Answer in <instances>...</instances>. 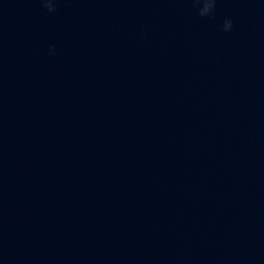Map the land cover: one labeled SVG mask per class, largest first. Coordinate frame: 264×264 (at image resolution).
Segmentation results:
<instances>
[{
  "label": "water",
  "instance_id": "95a60500",
  "mask_svg": "<svg viewBox=\"0 0 264 264\" xmlns=\"http://www.w3.org/2000/svg\"><path fill=\"white\" fill-rule=\"evenodd\" d=\"M56 7L0 0V264H264V0Z\"/></svg>",
  "mask_w": 264,
  "mask_h": 264
},
{
  "label": "clouds",
  "instance_id": "9594fccd",
  "mask_svg": "<svg viewBox=\"0 0 264 264\" xmlns=\"http://www.w3.org/2000/svg\"><path fill=\"white\" fill-rule=\"evenodd\" d=\"M41 4L48 12L54 13L57 11V0H40ZM193 6L197 9L200 17L212 18L215 14L218 0H191ZM234 27V22L231 18H226L222 25V31L229 32ZM55 48L54 45L51 46Z\"/></svg>",
  "mask_w": 264,
  "mask_h": 264
}]
</instances>
